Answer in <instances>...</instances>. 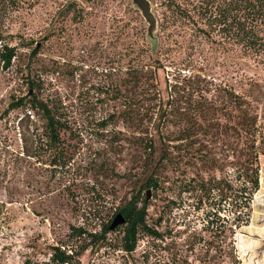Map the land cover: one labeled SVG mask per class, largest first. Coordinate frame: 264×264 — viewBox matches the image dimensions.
<instances>
[{
  "label": "rangeland",
  "instance_id": "1",
  "mask_svg": "<svg viewBox=\"0 0 264 264\" xmlns=\"http://www.w3.org/2000/svg\"><path fill=\"white\" fill-rule=\"evenodd\" d=\"M68 1L20 0L8 10L0 4V30L18 54L9 68L0 63V264L46 263L52 246L70 252L85 242L89 245L72 264H211L212 250L206 255L203 245L210 233L202 230L204 212L196 209V195L182 193L179 207L171 209L166 198L177 195V179L196 172L212 175V165H203L194 150L199 147L212 157V133H200L206 120L212 121L214 114L234 121L236 112L242 113L220 93L218 84L233 83L242 92L254 79L264 90L263 64L252 59H245L250 65L238 64L221 52L213 57L212 41L195 27L209 28L207 16L199 14V0H175L192 16L184 22L170 19V0H149L158 19L154 46L131 0H74L65 12L62 6ZM37 44L28 68L27 56ZM139 47L144 50L138 57ZM137 65L144 67L133 70ZM29 72L40 78L39 94L56 102L66 122L57 146L66 166L54 169L49 164L52 152L44 137L39 161L19 155L21 133L30 144L32 130L44 129L40 114L31 112L32 120L20 128L23 108L5 112L13 96L26 93ZM171 108L178 111L163 125L161 138H155V158L168 149L181 159L164 170L169 181L163 187L142 190L138 200L142 206L148 193L146 222L161 218L157 228L164 238L139 232L135 249L127 253L122 247L125 224L106 233L100 246L89 236H74L72 226L98 231L101 218L133 197L135 183L150 171H142L144 154L136 134ZM254 112L264 124V104ZM183 127H190L192 136L176 140ZM261 131L264 134V125ZM228 137L214 145L216 152H223V141L234 139ZM189 143L193 146L188 149ZM258 162L259 188L252 197L249 222L233 237L237 264H264L263 153ZM92 211L100 213L93 216Z\"/></svg>",
  "mask_w": 264,
  "mask_h": 264
},
{
  "label": "trees",
  "instance_id": "2",
  "mask_svg": "<svg viewBox=\"0 0 264 264\" xmlns=\"http://www.w3.org/2000/svg\"><path fill=\"white\" fill-rule=\"evenodd\" d=\"M201 16H207L205 22L209 28H203L198 25L195 27L201 31L208 40L212 41L213 57L221 52L228 54L238 64L245 63L250 65L245 59H252L257 64L264 66V0H199ZM209 2L211 4H209ZM20 0H0V4L8 10V7L19 5ZM74 6V0L66 2L62 9L67 12ZM168 7L171 11L170 19L172 22H184L185 18H192L189 11L179 5L175 0H170ZM202 11V12H201ZM208 13V14H207ZM182 20V21H181ZM5 34L0 30V63L2 68H9L13 60L18 57L15 45L5 41ZM39 45H35L27 56L25 65L30 67L32 59L35 57ZM144 47H139L137 56L139 57ZM241 62V63H240ZM248 63V64H247ZM138 66V65H137ZM142 67H133V70L143 69ZM132 69V68H131ZM27 90L24 95L13 96L5 112L23 108L22 116L18 120L19 127L22 128L25 120H32L31 112L40 114L44 120V129L41 132L32 130L31 143L27 144L28 136L21 133L22 151L20 157L35 158L39 161L40 151L50 149L51 159L49 164L54 169L58 166H66L67 161L63 160V152L58 148L61 140V131L66 127V122L62 119L58 105L51 100H45L41 97V80L26 74ZM227 86L218 84L220 93L231 103L232 107L241 111L236 112L234 121H222L212 114V121L206 120L201 126V134L208 135L212 133V157L200 152L202 149L195 148L198 159L204 165H212V175L205 177L200 172L195 175L177 179L179 183L177 195L170 194L166 200L169 209L178 208L182 193L194 194L196 199V209L204 212L202 230L210 233V238L204 240L205 254H209L208 259L211 264H237L234 234L237 228L247 225L251 213V201L253 194L259 188V162L260 153L264 154V134L261 131L264 124L259 120L260 116L254 112V108L264 104V90L258 81L251 79L248 86H245L242 92L237 91L233 83ZM226 99L224 101H226ZM51 101V103H50ZM251 110L253 112H251ZM176 111L171 108L168 114H158L150 128L136 134V139L140 149L144 154L142 162V171L148 170L146 178L139 184H136L135 194L126 201L119 209L112 212L107 218H101L100 229L94 232H88L82 226H72L71 230L74 236L86 239L89 236L95 239L96 245L104 243L105 234L117 229L121 224H125L122 247L127 253H131L136 246L137 234L145 232L149 236L157 239L164 238L163 232L157 228L156 223L147 224V201L148 193L144 196L142 206H138L139 195L142 190H157L168 179L164 177V170L167 166L177 163L181 157L174 154L173 151L165 150L162 155L155 158V138H161L164 134L163 125L176 116ZM184 115V118L192 119ZM164 121V122H163ZM33 123V122H32ZM31 123V124H32ZM35 126V125H34ZM27 127H30L27 125ZM200 127V125H199ZM190 127H183L177 132L176 140L188 139L192 136ZM35 131V132H34ZM212 131V132H211ZM234 136V139L225 140L223 152L218 153L214 150V145L222 141L224 137ZM44 137L47 145H42L39 141ZM229 138V137H228ZM241 141V146L239 145ZM193 144L189 143L188 149ZM18 155V154H17ZM163 187V186H162ZM93 193V192H92ZM156 195V194H155ZM93 216H98L100 212L92 211ZM122 214L124 221L110 228L113 218L116 214ZM98 214V215H97ZM101 216V215H100ZM99 216V218H100ZM173 230L168 232L172 235ZM90 239V240H91ZM202 236H199V240ZM89 245V243L79 244L72 248L70 252L61 246H52L50 261L42 264H72L73 259L77 258ZM76 264L78 262L76 261ZM187 264V262H186Z\"/></svg>",
  "mask_w": 264,
  "mask_h": 264
},
{
  "label": "water",
  "instance_id": "3",
  "mask_svg": "<svg viewBox=\"0 0 264 264\" xmlns=\"http://www.w3.org/2000/svg\"><path fill=\"white\" fill-rule=\"evenodd\" d=\"M133 5L140 11L145 22L147 23L146 37L152 41L153 46L158 42L156 36L158 19L152 9V4L149 0H131ZM124 217L122 214L118 213L113 218L110 228L115 227V225L122 223Z\"/></svg>",
  "mask_w": 264,
  "mask_h": 264
}]
</instances>
